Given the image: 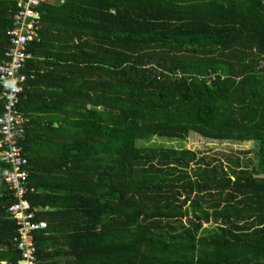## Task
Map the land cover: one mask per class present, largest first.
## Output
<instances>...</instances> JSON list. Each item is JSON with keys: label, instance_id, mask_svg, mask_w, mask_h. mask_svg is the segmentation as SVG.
Here are the masks:
<instances>
[{"label": "trees", "instance_id": "trees-1", "mask_svg": "<svg viewBox=\"0 0 264 264\" xmlns=\"http://www.w3.org/2000/svg\"><path fill=\"white\" fill-rule=\"evenodd\" d=\"M51 1L16 105L38 264H264V0ZM190 133L254 143V162L138 145ZM8 171L0 264H17Z\"/></svg>", "mask_w": 264, "mask_h": 264}, {"label": "built area", "instance_id": "built-area-1", "mask_svg": "<svg viewBox=\"0 0 264 264\" xmlns=\"http://www.w3.org/2000/svg\"><path fill=\"white\" fill-rule=\"evenodd\" d=\"M46 1L17 0L13 28L7 34L6 61L0 63V164L9 169L4 181L15 199L7 208V214L16 226L13 243L19 253L17 264H38L34 233L47 227L46 222L36 221L38 210L32 208L25 198L28 192V161L22 152L20 141L23 139L26 120L16 108L25 80L19 72L31 58L27 47L30 43L39 41L40 16L36 8Z\"/></svg>", "mask_w": 264, "mask_h": 264}, {"label": "rangeland", "instance_id": "rangeland-1", "mask_svg": "<svg viewBox=\"0 0 264 264\" xmlns=\"http://www.w3.org/2000/svg\"><path fill=\"white\" fill-rule=\"evenodd\" d=\"M141 146H160L173 149H187L208 156L220 157L218 155L229 152H248L249 159L254 162L256 146L254 143L219 142L203 139L194 133H190L185 140H168L165 138H151L148 141L139 142Z\"/></svg>", "mask_w": 264, "mask_h": 264}, {"label": "crops", "instance_id": "crops-1", "mask_svg": "<svg viewBox=\"0 0 264 264\" xmlns=\"http://www.w3.org/2000/svg\"><path fill=\"white\" fill-rule=\"evenodd\" d=\"M49 2H52L51 0H48ZM55 126H56V124H54ZM2 264H4V263H2Z\"/></svg>", "mask_w": 264, "mask_h": 264}]
</instances>
